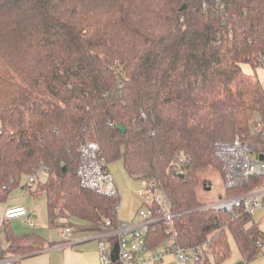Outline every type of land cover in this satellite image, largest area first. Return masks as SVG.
I'll return each instance as SVG.
<instances>
[{
	"label": "trees",
	"instance_id": "trees-1",
	"mask_svg": "<svg viewBox=\"0 0 264 264\" xmlns=\"http://www.w3.org/2000/svg\"><path fill=\"white\" fill-rule=\"evenodd\" d=\"M263 59L264 0H0V203L21 187L44 194L50 226L116 230L119 194L84 189L76 176L80 148L94 143L106 166L121 161L130 179L166 194L173 231L150 224V250L172 236L200 248L194 264H220L230 236L250 263L264 253V232L251 215L204 209L198 172L224 178L218 151L236 137L264 153V132L251 131L264 116ZM5 223L0 259L42 248Z\"/></svg>",
	"mask_w": 264,
	"mask_h": 264
},
{
	"label": "built area",
	"instance_id": "built-area-1",
	"mask_svg": "<svg viewBox=\"0 0 264 264\" xmlns=\"http://www.w3.org/2000/svg\"><path fill=\"white\" fill-rule=\"evenodd\" d=\"M263 131L264 123L258 122L254 126V132ZM97 150L94 143H88L80 148L84 161L76 171V176L82 188L114 197L118 194L116 184L104 161L97 155ZM259 155L264 153L253 152L239 137H236L231 145L220 147L218 156L225 163L223 178L225 189L244 185H248V189L240 196L223 197L215 203L203 204V208L231 214L235 218L240 214L252 216L256 210L264 208V160H259ZM179 161L183 162V158ZM41 174L45 175L44 172ZM35 180L29 179V183ZM141 185L138 195L145 201L146 209H139L130 223H122L112 232L97 235L98 264H140L144 261L157 264L167 255L174 257L173 264L196 263L201 256L200 248L194 251L182 249L174 244L172 236L165 243L167 246L164 249L150 254L152 250L148 248L146 240L149 225L162 221L167 225V234H171L172 220L176 215L170 212L166 194L154 182L144 180ZM151 206L156 207L155 211L149 208ZM18 217H27V210L24 207H15L4 212V221ZM26 221L30 222L28 218ZM70 231L69 228L61 229L60 235L66 239ZM112 236L116 238L118 244V258L114 262L111 260L113 248L108 241ZM142 257L144 260H141Z\"/></svg>",
	"mask_w": 264,
	"mask_h": 264
},
{
	"label": "crops",
	"instance_id": "crops-1",
	"mask_svg": "<svg viewBox=\"0 0 264 264\" xmlns=\"http://www.w3.org/2000/svg\"><path fill=\"white\" fill-rule=\"evenodd\" d=\"M249 73L247 72L246 74ZM252 74L253 73L251 72L250 75ZM256 77L260 82V84L262 85V87L264 88V80H262L261 76L257 74ZM19 193H21V195ZM22 195L28 196L31 199H37L39 197L38 196L36 198L31 195L28 189L19 187L10 194L9 198L4 203H0L1 247L3 249H6L8 246L5 241V234L3 230L4 222L6 221L5 224L9 226L10 231L14 237L22 238V237L31 236V237L39 238L43 242L42 248L37 252H33L23 256H17L13 253H7L5 256L3 255L2 259H0V264H98L99 253H98V238L96 233L95 234L89 233L87 231H84L82 228L75 226H67V227L63 226L61 228H58L56 226L55 227L50 226L47 218L46 201L44 205V210L46 215L44 218L41 215L42 210L37 209V207L33 204L32 200H30L27 197L24 198ZM15 207H24L27 210L26 218H28L30 222H27L25 217H18L4 221V212L8 209ZM256 212L257 210L252 215L253 217L256 214ZM118 216L121 224L125 222L130 223L131 221H133L135 217L134 216L130 219L128 218L127 215H125V213H123V211H122V215L120 212ZM72 221L75 222L76 220H72ZM253 222L262 232H264V223L261 224V221L258 222L256 219H254ZM64 227L69 228L71 230L66 239L60 235V231L62 228L64 229ZM166 246L167 245L164 244L163 246L155 250H152V253L150 254H154L157 251L164 249ZM141 260H144V258L142 257ZM237 261L243 262L241 256L239 259H237ZM173 263H174V257L171 255H167L161 260L160 263L157 264H173ZM140 264H154V263L150 261H144V263L142 262ZM183 264H194V263L188 262ZM248 264H264V253Z\"/></svg>",
	"mask_w": 264,
	"mask_h": 264
},
{
	"label": "rangeland",
	"instance_id": "rangeland-1",
	"mask_svg": "<svg viewBox=\"0 0 264 264\" xmlns=\"http://www.w3.org/2000/svg\"><path fill=\"white\" fill-rule=\"evenodd\" d=\"M242 70L245 73H253L251 67L246 64L241 65ZM256 74L261 76L262 80H264V69L263 67H259L255 70ZM249 73V74H250ZM264 117L256 116L254 122H263ZM254 122L251 124V131L254 132ZM107 168L112 175L114 182L118 189V194L120 196V205H119V214L122 211L128 218H132L136 215L139 209H146L144 205L145 201H143L138 195V191L141 189V182L138 180L130 179L123 170L121 161H115L107 165ZM44 176V175H42ZM199 180L201 181L200 186L197 189V197L198 201L201 204H210L215 203L220 198L225 196V184L224 180L221 177L219 171L213 168H207L198 172ZM41 181L44 180L43 177H39ZM30 185L32 183H29ZM208 188V189H207ZM21 195V193H19ZM24 198L28 196L22 195ZM37 198V197H36ZM33 204L37 207V209H41V215L45 218V196L41 194L37 199H31ZM256 219L258 222L261 221V224L264 223V209L257 210L256 214L253 217V220ZM127 223V222H126ZM129 223V222H128ZM4 230V228H3ZM228 243L230 248L229 257L221 262L220 264H237L239 261L237 259L240 258V254L238 249L231 239L228 236ZM247 264V263H246Z\"/></svg>",
	"mask_w": 264,
	"mask_h": 264
},
{
	"label": "water",
	"instance_id": "water-1",
	"mask_svg": "<svg viewBox=\"0 0 264 264\" xmlns=\"http://www.w3.org/2000/svg\"><path fill=\"white\" fill-rule=\"evenodd\" d=\"M182 9H184V7H182ZM116 128L122 132H124V129L122 128V126L120 124H117ZM259 160H264V155H259ZM208 189V188H207ZM118 258V245H114L112 252H111V260L114 262L116 261ZM237 264H244L243 262H239Z\"/></svg>",
	"mask_w": 264,
	"mask_h": 264
}]
</instances>
